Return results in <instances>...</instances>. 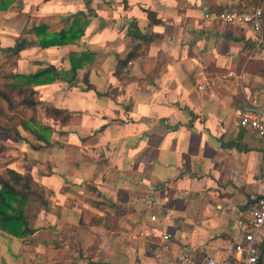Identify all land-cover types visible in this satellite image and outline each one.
<instances>
[{
  "label": "crops",
  "instance_id": "obj_1",
  "mask_svg": "<svg viewBox=\"0 0 264 264\" xmlns=\"http://www.w3.org/2000/svg\"><path fill=\"white\" fill-rule=\"evenodd\" d=\"M255 5L264 16V0L15 1L6 13L23 26L57 34L87 25L74 44L41 48L33 35L17 52V74L60 73L35 91L69 126L39 152L49 173L41 164V179L24 173L51 198L27 238L0 231V264L233 257L250 223L243 207L264 196V138L236 125L238 110L264 111V40L206 15ZM72 55L81 62L69 81ZM165 213L169 250L159 230ZM259 238L264 264V230Z\"/></svg>",
  "mask_w": 264,
  "mask_h": 264
},
{
  "label": "rangeland",
  "instance_id": "obj_2",
  "mask_svg": "<svg viewBox=\"0 0 264 264\" xmlns=\"http://www.w3.org/2000/svg\"><path fill=\"white\" fill-rule=\"evenodd\" d=\"M15 1L0 0V176L7 177V170L12 169L22 175L29 171L38 180L41 178L37 177L42 175L38 164L44 165L47 174L50 170L49 157H44L40 163L43 155L39 152L48 153L53 133L69 126V117L65 114L53 116L48 112V106L37 101V93L34 99L38 104L34 107L22 104L24 95L10 76L20 71L23 60L17 52L9 49L28 47L27 39L34 35L30 30L35 25L25 23L23 26L24 23H17L16 12L6 13L14 7ZM12 36L14 39L11 41ZM62 116H67V119L63 121ZM33 189L35 192H32L40 198L31 200L30 209L26 208L31 223L40 209L48 207V199L51 198V192L35 182Z\"/></svg>",
  "mask_w": 264,
  "mask_h": 264
},
{
  "label": "trees",
  "instance_id": "obj_3",
  "mask_svg": "<svg viewBox=\"0 0 264 264\" xmlns=\"http://www.w3.org/2000/svg\"><path fill=\"white\" fill-rule=\"evenodd\" d=\"M86 25L87 23H72L67 31H61L57 34H48L46 33V26L42 24L32 27L30 32L34 33L37 37V44L39 47L49 48L76 43L83 36ZM19 49V47H16V49L9 50L18 52ZM74 57L73 55L71 56V69L68 71L70 75L69 81L75 77L81 62L78 61L76 63L77 60ZM81 57L89 62L92 61V56L90 54L83 53ZM131 57L132 54H129L123 62L128 61ZM120 63H122V61ZM59 75L60 73H56L55 69L49 67L29 75L13 74L10 78L15 80L16 87H18L20 93L24 95L22 104L32 108L37 104L34 99L36 93L35 88L55 82ZM14 86L15 85H13L12 88H14ZM48 112L57 117L63 114L62 111L53 107H50ZM66 119L67 116L63 117V121ZM33 185L34 182L29 175H22L12 169L7 170V177L0 176L1 232L17 239H25L34 232L32 224L28 219L26 209H30L31 200L35 201L40 198L34 193ZM30 196H34V198H30Z\"/></svg>",
  "mask_w": 264,
  "mask_h": 264
},
{
  "label": "built area",
  "instance_id": "obj_4",
  "mask_svg": "<svg viewBox=\"0 0 264 264\" xmlns=\"http://www.w3.org/2000/svg\"><path fill=\"white\" fill-rule=\"evenodd\" d=\"M206 18H214L216 21L226 25H246L255 33L258 41L264 40V16L260 6L255 5L252 9L221 11L207 14ZM130 64V63H129ZM204 85L197 86L198 90H204ZM236 125L244 130L256 133L264 138V111L249 112L238 110L236 113ZM248 215L250 223L242 239L235 244L234 254L231 259L217 260L213 257H205L202 260L195 259L189 253H180L175 256L178 264H259L261 240L259 234L264 230V198L249 206ZM162 224L159 228L162 248L170 249L171 235L167 231L168 222L171 220L169 213L163 214ZM150 221L158 222L156 216H151ZM139 236H145L144 232Z\"/></svg>",
  "mask_w": 264,
  "mask_h": 264
},
{
  "label": "water",
  "instance_id": "obj_5",
  "mask_svg": "<svg viewBox=\"0 0 264 264\" xmlns=\"http://www.w3.org/2000/svg\"><path fill=\"white\" fill-rule=\"evenodd\" d=\"M23 43L21 42L20 45H22ZM264 198V196H257L254 199H250L248 198V201L246 203V205L243 207L244 209L247 208L249 205H252L254 203H256L259 199Z\"/></svg>",
  "mask_w": 264,
  "mask_h": 264
}]
</instances>
